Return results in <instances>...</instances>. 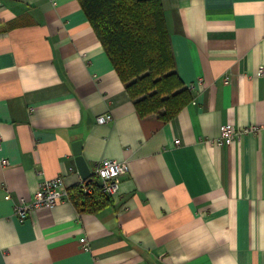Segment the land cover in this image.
Returning <instances> with one entry per match:
<instances>
[{"label":"crops","instance_id":"0c3cea01","mask_svg":"<svg viewBox=\"0 0 264 264\" xmlns=\"http://www.w3.org/2000/svg\"><path fill=\"white\" fill-rule=\"evenodd\" d=\"M160 1L193 94L168 122L140 117L79 0H0V264H264V131L211 143L264 125V0ZM79 141L92 175L129 163L118 195L21 223L43 180L78 185Z\"/></svg>","mask_w":264,"mask_h":264},{"label":"trees","instance_id":"16d2710c","mask_svg":"<svg viewBox=\"0 0 264 264\" xmlns=\"http://www.w3.org/2000/svg\"><path fill=\"white\" fill-rule=\"evenodd\" d=\"M92 28L142 118L168 122L191 102L193 94L176 72L170 35L160 0H79ZM71 201L92 212L111 204L97 191L75 187Z\"/></svg>","mask_w":264,"mask_h":264},{"label":"built area","instance_id":"2783aa9c","mask_svg":"<svg viewBox=\"0 0 264 264\" xmlns=\"http://www.w3.org/2000/svg\"><path fill=\"white\" fill-rule=\"evenodd\" d=\"M260 76L264 77V69H260ZM191 89V88H190ZM113 121L111 114L99 116L97 123L105 125ZM264 131V125H253L250 127L238 129L233 125H225L221 129V135L218 139L212 141V145L219 147H229L233 143L240 140L241 137L249 134H256L259 131ZM1 149V137H0ZM4 166L8 162H2ZM130 173V165L127 161L118 162L115 160H102L96 165L94 174L90 180L80 179L76 187L79 188L84 195L91 196L97 191L105 194L107 197L113 199L120 192V187L123 178ZM2 189V187H0ZM71 191L66 187L64 179L57 177L55 179H45L40 182L37 192L32 200L20 199L15 206L14 212L17 219L23 223L32 213L40 209L53 210L64 201H71ZM83 248H87V239L80 240Z\"/></svg>","mask_w":264,"mask_h":264},{"label":"water","instance_id":"95a60500","mask_svg":"<svg viewBox=\"0 0 264 264\" xmlns=\"http://www.w3.org/2000/svg\"><path fill=\"white\" fill-rule=\"evenodd\" d=\"M74 154L76 156V166L81 177L84 180H90L92 177V172L82 155V143L80 141L74 144Z\"/></svg>","mask_w":264,"mask_h":264},{"label":"rangeland","instance_id":"374dc122","mask_svg":"<svg viewBox=\"0 0 264 264\" xmlns=\"http://www.w3.org/2000/svg\"><path fill=\"white\" fill-rule=\"evenodd\" d=\"M111 199V198H110ZM111 200H113V199H111Z\"/></svg>","mask_w":264,"mask_h":264}]
</instances>
